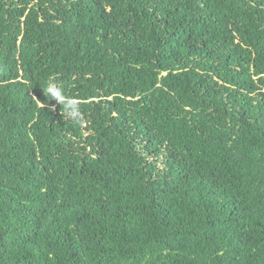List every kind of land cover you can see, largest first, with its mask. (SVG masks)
<instances>
[{
    "label": "trees",
    "instance_id": "1",
    "mask_svg": "<svg viewBox=\"0 0 264 264\" xmlns=\"http://www.w3.org/2000/svg\"><path fill=\"white\" fill-rule=\"evenodd\" d=\"M0 264H264V0H0Z\"/></svg>",
    "mask_w": 264,
    "mask_h": 264
},
{
    "label": "clouds",
    "instance_id": "2",
    "mask_svg": "<svg viewBox=\"0 0 264 264\" xmlns=\"http://www.w3.org/2000/svg\"><path fill=\"white\" fill-rule=\"evenodd\" d=\"M43 91L50 100L55 101L63 107L64 114L69 119L76 123H84L78 104L72 100H68L64 90L59 87L56 82L50 80Z\"/></svg>",
    "mask_w": 264,
    "mask_h": 264
}]
</instances>
